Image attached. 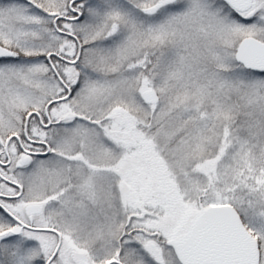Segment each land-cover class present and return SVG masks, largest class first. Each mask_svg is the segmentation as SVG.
Wrapping results in <instances>:
<instances>
[{"label": "snow or ice", "instance_id": "obj_1", "mask_svg": "<svg viewBox=\"0 0 264 264\" xmlns=\"http://www.w3.org/2000/svg\"><path fill=\"white\" fill-rule=\"evenodd\" d=\"M0 264H264V0H0Z\"/></svg>", "mask_w": 264, "mask_h": 264}]
</instances>
